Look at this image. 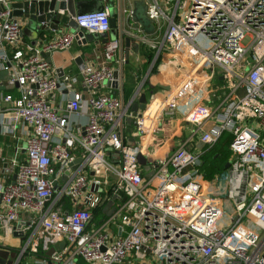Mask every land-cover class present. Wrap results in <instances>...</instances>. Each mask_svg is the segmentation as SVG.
Masks as SVG:
<instances>
[{"label": "built area", "instance_id": "built-area-1", "mask_svg": "<svg viewBox=\"0 0 264 264\" xmlns=\"http://www.w3.org/2000/svg\"><path fill=\"white\" fill-rule=\"evenodd\" d=\"M101 1L74 23L102 39L110 15ZM164 3L146 2L161 40L127 32L155 50L150 70L161 79L132 116L136 95L123 105L102 92L114 81L119 90L117 39L104 44L100 65H79L83 93L55 107L59 86L78 78L60 82L43 54L68 50L76 33L24 46L9 0H0V69L12 73L0 90L16 87L0 92V134L26 143L24 159L1 160L12 174L0 184L9 264H264V0ZM130 12L121 7L122 22ZM81 114L84 125L73 120ZM224 132L232 136L228 168L206 181L203 150Z\"/></svg>", "mask_w": 264, "mask_h": 264}, {"label": "crops", "instance_id": "crops-1", "mask_svg": "<svg viewBox=\"0 0 264 264\" xmlns=\"http://www.w3.org/2000/svg\"><path fill=\"white\" fill-rule=\"evenodd\" d=\"M76 7H75V16L84 14V13H91L95 11H99L104 7V4L101 0H76ZM151 0H145L146 2H149ZM157 3L161 8L165 7L164 0H156ZM11 2V0H9ZM133 0H108L107 6L108 9H112L113 11V17L115 18L116 22V39L119 40V34L120 30L125 32L127 35V32H133L134 34L144 33L142 30L137 29L133 30L129 28L128 26H125V22L123 21V26L121 28V25L118 22L119 19V12L122 6H126L131 10ZM110 15V11H109ZM21 26L23 25V22H20L17 20ZM74 17L72 19H69V23L66 26L60 27L58 32L53 33H42L40 38L37 39V43L45 44L50 39L55 38L56 36L60 35L62 32H73L75 28L74 26ZM109 37V34H108ZM107 37V39H108ZM33 36L25 35L23 34L20 42L24 46H30L32 45L30 43ZM152 40L158 41L161 40L162 34H155L149 37ZM103 38H94L92 42H87L85 45L77 43L76 41L72 44V46L65 51H55L52 54H43L44 58L53 63V66L55 67L57 71V78L60 80L65 77H77L78 83L75 86H66V84L63 85V83L59 86V90L56 94V97L53 100V105L55 107L62 106L65 101H67L70 97L72 92H82V86L79 81V72L78 67L81 64H90L94 66H98L103 62L102 53L104 49V44L102 43ZM149 49V50H147ZM154 49H152L151 45L148 44H140L137 41H133L130 45V49L128 51V57L125 58L124 51L125 49L122 48L118 50L116 54V58H123L124 62L122 67L120 68L122 70V90L117 89H109L108 86L103 87L102 92L105 94L107 93H115L118 94L119 98L122 101L123 105H126L127 103L131 102L133 97H135V102L138 101L139 96L141 94L145 95V98H148V93L153 87H158L161 82V79L156 72V74L152 73L150 71V64L151 61L149 59V54H151ZM155 51V50H154ZM155 56V54H154ZM154 58V57H153ZM153 60V59H152ZM114 67H117L115 64H113ZM61 72V73H60ZM60 73V75L58 74ZM12 73L2 71L0 69V82L5 83ZM16 87L12 88H5L3 90H0L2 94H14ZM85 95V94H83ZM132 103V104H133ZM143 106V105H142ZM4 105H0V109H2ZM141 109V108H139ZM138 109V110H139ZM86 117L87 114H81L80 116L73 118L75 120V123L84 125L86 123ZM129 120V119H126ZM126 120L124 122V139L127 143L131 144L132 141L137 140L133 125L131 122V129L127 128ZM131 121V120H130ZM189 128V127H187ZM186 132H188V129H186ZM131 138V139H129ZM199 146H201L199 144ZM199 148V147H198ZM201 148V147H200ZM24 142L23 140L19 139L18 134H16L14 137H10L7 135L0 134V184H7L10 180H12V174L8 172L5 169V164L2 163V159H5L6 162L9 160L14 159L15 157H18L20 159H24ZM226 166V165H225ZM224 172V171H223ZM221 172V173H223ZM218 173V174H221ZM13 247H17L19 245V240H12L11 241Z\"/></svg>", "mask_w": 264, "mask_h": 264}, {"label": "water", "instance_id": "water-1", "mask_svg": "<svg viewBox=\"0 0 264 264\" xmlns=\"http://www.w3.org/2000/svg\"><path fill=\"white\" fill-rule=\"evenodd\" d=\"M76 0H11L10 7L12 9V17L20 22H23L21 26V34L33 36L30 43L32 45L37 43V39L40 38L42 33H53L58 32L60 27L66 26L69 23V19L75 17V7ZM121 10V9H120ZM110 18H109V37L103 38L102 43H106L108 40L116 39V22L113 17V11L109 8ZM119 24L121 28L123 26L122 23V15L119 12ZM125 26L137 30L140 29L146 35H152L154 33V25L152 21H150L146 15V3L145 0H133L131 6V12L128 17L124 20ZM120 30L119 34V43L120 48L125 49L124 56L128 57V51L130 49V45L133 42V39L125 34V32ZM75 32V41L77 43L85 45L87 42H92L95 36H88L84 33L82 29H74ZM61 73V72H60ZM60 73H58L60 75ZM114 79H120L119 88L122 90V70L114 72ZM107 86L112 89H117V82L108 84ZM146 103L145 95L141 94L137 102L133 103L130 107V111L132 116H134L139 108H142V105ZM80 161V159L75 160L73 164H76ZM139 164L143 165L144 160L141 157H138ZM72 166V165H71ZM228 168V164H226L224 170ZM92 175V174H91ZM95 188H93L94 190ZM63 243H60L59 246L54 249H61L63 247ZM54 250H50L47 252V256H50ZM9 252L3 249H0V260L4 259L8 256Z\"/></svg>", "mask_w": 264, "mask_h": 264}, {"label": "trees", "instance_id": "trees-1", "mask_svg": "<svg viewBox=\"0 0 264 264\" xmlns=\"http://www.w3.org/2000/svg\"><path fill=\"white\" fill-rule=\"evenodd\" d=\"M232 140L231 134L224 132L211 147L203 150V166L201 172L206 181H211L214 176L224 171L229 160V144Z\"/></svg>", "mask_w": 264, "mask_h": 264}, {"label": "rangeland", "instance_id": "rangeland-1", "mask_svg": "<svg viewBox=\"0 0 264 264\" xmlns=\"http://www.w3.org/2000/svg\"><path fill=\"white\" fill-rule=\"evenodd\" d=\"M75 24V23H74ZM75 26V28H76V25H74ZM88 36H90L91 37V35H88ZM147 50H149V49H147ZM150 51V50H149ZM152 53L151 54H149V59H150V61H152V59H153V57H154V54H155V51L153 50V51H151ZM153 74L155 73L156 74V72H155V67H153L151 70H150ZM217 73H219V71L217 70ZM126 123H127V128L126 129H131V121L130 120H126ZM129 139H131V138H129ZM136 141V140H135ZM135 141H132V143L131 144H133ZM24 146L26 147V143L24 142ZM104 211L106 212V214H108L109 216H111L114 212H115V207H114V205H113V203L112 202H110V203H108L106 206H105V208H104ZM1 244H3V243H1ZM9 253L10 254H15V252L14 251H9ZM9 256H11V255H9ZM9 257H7V258H4V259H1L0 260V264H9ZM136 264H140V262H136ZM145 264H154L152 261H151V259H150V257H148V259H147V262L145 263Z\"/></svg>", "mask_w": 264, "mask_h": 264}]
</instances>
